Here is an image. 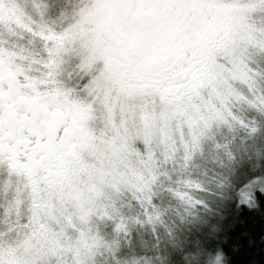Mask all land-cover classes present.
Returning a JSON list of instances; mask_svg holds the SVG:
<instances>
[{"label": "snow or ice", "instance_id": "1", "mask_svg": "<svg viewBox=\"0 0 264 264\" xmlns=\"http://www.w3.org/2000/svg\"><path fill=\"white\" fill-rule=\"evenodd\" d=\"M0 264H264V0H0Z\"/></svg>", "mask_w": 264, "mask_h": 264}]
</instances>
